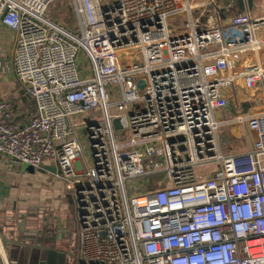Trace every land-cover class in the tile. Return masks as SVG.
Returning <instances> with one entry per match:
<instances>
[{
	"label": "built area",
	"instance_id": "built-area-1",
	"mask_svg": "<svg viewBox=\"0 0 264 264\" xmlns=\"http://www.w3.org/2000/svg\"><path fill=\"white\" fill-rule=\"evenodd\" d=\"M55 1L0 0L36 103L17 123L0 100V154L57 162L78 209L76 264H264V15L225 23L218 10L204 18L206 0H73L72 30L46 16ZM238 97L255 104L235 112ZM233 124L249 151L223 150Z\"/></svg>",
	"mask_w": 264,
	"mask_h": 264
},
{
	"label": "crops",
	"instance_id": "crops-1",
	"mask_svg": "<svg viewBox=\"0 0 264 264\" xmlns=\"http://www.w3.org/2000/svg\"><path fill=\"white\" fill-rule=\"evenodd\" d=\"M67 1H55L60 7L54 6V9L67 12L64 9L69 8ZM206 1L207 15L204 18L216 14L217 10L225 23L245 12L264 15V0H253L252 9L245 0L244 11L239 8L237 0ZM71 2L77 19L76 5L73 0ZM50 19L75 30L72 22L68 24L61 17ZM15 43V31L0 20V100L10 99L14 121L24 123L36 112V103L15 73ZM261 59L264 60V54ZM76 166L80 168L79 159ZM58 172L60 169L54 159H47L41 167L34 168L0 154V264H5L4 258L9 264H76L78 229L75 242L69 227L72 206L68 194L71 192L58 177Z\"/></svg>",
	"mask_w": 264,
	"mask_h": 264
},
{
	"label": "rangeland",
	"instance_id": "rangeland-1",
	"mask_svg": "<svg viewBox=\"0 0 264 264\" xmlns=\"http://www.w3.org/2000/svg\"><path fill=\"white\" fill-rule=\"evenodd\" d=\"M63 1H67V0H63ZM194 1H199V0H194ZM58 2H55V4L52 3V6H50V10L47 11L46 16L48 18L61 17L63 20H66L68 24H70L72 22L74 24V27H75L76 17H75V15H73V12H72L71 0L67 1L69 8H64L65 11H67V12L59 10L57 8L54 9V6L60 7ZM65 5L66 4H64V6ZM80 59H81L80 60V68L83 70L84 67L87 65V62H86V58L83 57L82 53H81ZM106 90L109 93L111 103H115L121 99V90H120L119 84L112 82V81H109L106 84ZM241 93L242 94H240V95H244V92H241ZM229 103H230L231 109H233L235 112L237 111L236 104H239V106L241 105L242 107L244 106L245 108H249L255 104L254 102H251V101H249L247 103H243L241 100V97H238L237 99L232 98ZM111 110L114 111L115 110L114 107L111 108ZM235 114L236 113H234L233 116H237ZM233 125L234 126L227 125V126H225V128H223V134H221V137H220L223 150L227 153H241V152L249 151L252 147V142H253L254 138H252L249 135L247 129L243 128L242 125H238V124H233ZM231 127H233V130ZM79 132H80L82 143H84V151H83V153H81V155L79 157L80 168L87 170L89 167V164H91V160H92V149H91V145H90V140L88 138L87 130L84 128V126L79 127ZM130 182L131 183H129V184H132L131 186H133V185L136 186V184H137V183H135L134 180H132ZM147 187L148 186H145L144 190H147L148 189ZM68 199H69V201H68L69 204L72 206L71 212H70V218H69L70 219L69 220V227L71 228L72 233H74V237L72 239H75V242H76V231L79 228L78 209L76 206V201L74 202L75 198H74L73 193L68 194ZM74 245H75V243H73V246Z\"/></svg>",
	"mask_w": 264,
	"mask_h": 264
},
{
	"label": "water",
	"instance_id": "water-1",
	"mask_svg": "<svg viewBox=\"0 0 264 264\" xmlns=\"http://www.w3.org/2000/svg\"><path fill=\"white\" fill-rule=\"evenodd\" d=\"M237 3H238L239 8L242 11H244L245 10V0H237ZM247 4H248L249 9L253 8V0H247ZM114 125H115L116 129L121 128V123H120V120L118 118H116L114 120Z\"/></svg>",
	"mask_w": 264,
	"mask_h": 264
}]
</instances>
